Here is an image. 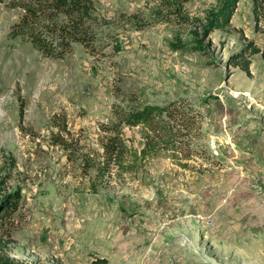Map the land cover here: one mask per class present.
<instances>
[{"label": "rangeland", "instance_id": "1", "mask_svg": "<svg viewBox=\"0 0 264 264\" xmlns=\"http://www.w3.org/2000/svg\"><path fill=\"white\" fill-rule=\"evenodd\" d=\"M222 1L82 0L84 44L50 55L15 28L23 6L48 38L79 18L0 1V198L18 196L0 245L17 264H264V0L205 34Z\"/></svg>", "mask_w": 264, "mask_h": 264}, {"label": "trees", "instance_id": "2", "mask_svg": "<svg viewBox=\"0 0 264 264\" xmlns=\"http://www.w3.org/2000/svg\"><path fill=\"white\" fill-rule=\"evenodd\" d=\"M2 1V0H0ZM38 5H52V9L61 10L65 13L66 16L76 15L79 20H75L71 27H64L61 29L59 27L58 30H53L54 35L51 38L44 36L41 32L31 31L29 29L31 22L36 24V21L33 22V18L38 20L40 17V10H35L34 8H30L28 6H23V15L20 18L19 23L15 26L18 29L19 34L29 35L32 45L38 50L42 51L44 54L50 55L52 51L55 49H65L67 44L71 41H76L78 43L84 44V39L80 37L82 31V18L84 14V5L82 0H32ZM238 0H224L222 1L221 7H219L215 13L210 17L208 21V26L205 29V34L208 33L212 28L217 29H225L230 25L231 16L236 8ZM253 3H257V0H253ZM70 6V7H69ZM39 16V17H36ZM52 17H48L47 19L51 20ZM254 53H258L259 50H253ZM242 69L248 73V68L242 67ZM152 110L139 112L134 114L131 118V125H137L139 123L147 122L148 118L152 117ZM118 132H116V138L118 140ZM148 142V140L146 141ZM118 146V143L114 144ZM147 147L150 149L154 148V145L151 143H147ZM116 150H118L116 148ZM145 151H141L144 153ZM18 196L15 195L13 199L9 200L6 197L0 198V232H1V223L2 219H4L7 214L14 209L15 207V199ZM107 260L105 258L96 257L89 264H107ZM0 264H17L9 255L4 251L2 246L0 245Z\"/></svg>", "mask_w": 264, "mask_h": 264}, {"label": "crops", "instance_id": "3", "mask_svg": "<svg viewBox=\"0 0 264 264\" xmlns=\"http://www.w3.org/2000/svg\"><path fill=\"white\" fill-rule=\"evenodd\" d=\"M263 146H254L251 145V160H255L257 158H259V156L261 155V152H263L262 149Z\"/></svg>", "mask_w": 264, "mask_h": 264}]
</instances>
